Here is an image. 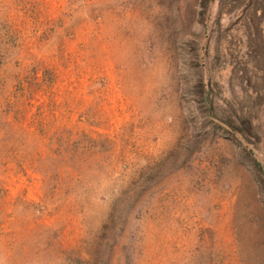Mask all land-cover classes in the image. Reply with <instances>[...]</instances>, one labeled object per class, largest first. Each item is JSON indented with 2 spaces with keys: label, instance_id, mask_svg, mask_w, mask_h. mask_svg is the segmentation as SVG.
<instances>
[{
  "label": "rangeland",
  "instance_id": "1",
  "mask_svg": "<svg viewBox=\"0 0 264 264\" xmlns=\"http://www.w3.org/2000/svg\"><path fill=\"white\" fill-rule=\"evenodd\" d=\"M0 264H264V0H0Z\"/></svg>",
  "mask_w": 264,
  "mask_h": 264
}]
</instances>
